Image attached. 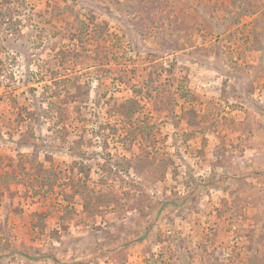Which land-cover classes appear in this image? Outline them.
I'll return each instance as SVG.
<instances>
[{"label":"rangeland","instance_id":"374dc122","mask_svg":"<svg viewBox=\"0 0 264 264\" xmlns=\"http://www.w3.org/2000/svg\"><path fill=\"white\" fill-rule=\"evenodd\" d=\"M0 264H264V0H0Z\"/></svg>","mask_w":264,"mask_h":264}]
</instances>
